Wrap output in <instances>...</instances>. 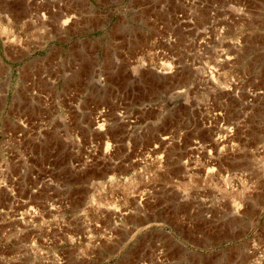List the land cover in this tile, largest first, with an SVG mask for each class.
<instances>
[{
  "label": "rangeland",
  "instance_id": "rangeland-1",
  "mask_svg": "<svg viewBox=\"0 0 264 264\" xmlns=\"http://www.w3.org/2000/svg\"><path fill=\"white\" fill-rule=\"evenodd\" d=\"M258 237L264 0H0V264H264Z\"/></svg>",
  "mask_w": 264,
  "mask_h": 264
},
{
  "label": "crops",
  "instance_id": "crops-1",
  "mask_svg": "<svg viewBox=\"0 0 264 264\" xmlns=\"http://www.w3.org/2000/svg\"><path fill=\"white\" fill-rule=\"evenodd\" d=\"M236 236H237L236 238H240V236H241V237H244V235H241V234H237ZM251 238H252V237H251ZM251 238H249V239H251ZM230 239H231V240H234L235 237H234V236H233V237H230ZM249 239H248V240H249ZM258 239H259V240L254 239V238L251 239V240H250V243H248V245L251 246V248H252V247H253L252 245H253L254 243H257V247H258L260 244H262V241L264 240V237H258ZM248 240H246V242H247ZM255 245H256V244H255ZM255 245H254V246H255ZM256 251H259V249H258V250L256 249L254 253H250V249H248V250L246 249V250L244 251L245 254H248V253L250 254V255L248 256V257H249V260H248V262H246L245 264H247V263L249 264V262H251L250 260L256 256ZM257 253H258V252H257ZM258 254H259V253H258ZM250 264H253V263H250Z\"/></svg>",
  "mask_w": 264,
  "mask_h": 264
},
{
  "label": "bare ground",
  "instance_id": "bare-ground-1",
  "mask_svg": "<svg viewBox=\"0 0 264 264\" xmlns=\"http://www.w3.org/2000/svg\"><path fill=\"white\" fill-rule=\"evenodd\" d=\"M161 64H165V66L168 68V70H170V69H172L173 68V64H172V60H170V61H168V62H166V63H164V62H160ZM51 81V80H50ZM101 113V112H100ZM96 123H97V127L99 128V129H101V114H100V116H98L97 118H96Z\"/></svg>",
  "mask_w": 264,
  "mask_h": 264
},
{
  "label": "built area",
  "instance_id": "built-area-1",
  "mask_svg": "<svg viewBox=\"0 0 264 264\" xmlns=\"http://www.w3.org/2000/svg\"><path fill=\"white\" fill-rule=\"evenodd\" d=\"M33 94H36V91L33 90ZM42 96H43V95H42ZM43 97L46 98V96H43ZM46 100H48V99L46 98ZM100 111H101V110H100ZM20 121H21L20 124L22 125V127L25 128L24 121H22V120H20ZM80 161H81L80 165H82L83 167H85V166L88 164L89 159L86 158L85 155H83V157L80 159ZM76 165H78V163H77Z\"/></svg>",
  "mask_w": 264,
  "mask_h": 264
}]
</instances>
